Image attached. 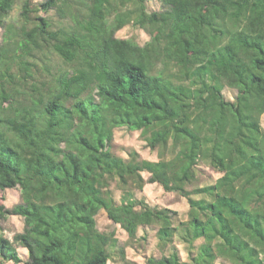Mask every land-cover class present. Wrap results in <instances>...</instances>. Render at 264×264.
Wrapping results in <instances>:
<instances>
[{
	"label": "trees",
	"instance_id": "trees-1",
	"mask_svg": "<svg viewBox=\"0 0 264 264\" xmlns=\"http://www.w3.org/2000/svg\"><path fill=\"white\" fill-rule=\"evenodd\" d=\"M158 1L0 0V231L9 214L25 221L14 241L0 233L1 260L21 261L17 243L25 264H108L104 210L130 238L158 225L173 244L144 264H264V0ZM127 25L149 40L117 36ZM120 126L160 158L114 153ZM201 162L215 182L197 184ZM147 183L186 197L188 219L136 198Z\"/></svg>",
	"mask_w": 264,
	"mask_h": 264
},
{
	"label": "rangeland",
	"instance_id": "rangeland-1",
	"mask_svg": "<svg viewBox=\"0 0 264 264\" xmlns=\"http://www.w3.org/2000/svg\"><path fill=\"white\" fill-rule=\"evenodd\" d=\"M162 9V4L158 0H149L148 10ZM20 5H16L12 12V15L16 17L19 14ZM42 15L56 16L55 10H50L49 13L41 12ZM3 28L0 27V43L3 40ZM117 36L120 37H134L139 43L144 44L150 38L149 34L141 28L127 25L118 31ZM223 93L227 99H234L237 93L236 89L225 87ZM262 123L264 126V115L262 116ZM112 151L117 155L128 158L129 153L132 150H137L142 158L149 160H158L160 158V149H151L146 140L141 136L140 130H133L127 126H120L114 130V138L112 141ZM202 177H199L197 184L204 185L206 183L215 182L221 175V172L215 170L207 163L201 162L200 171ZM199 173V174H200ZM148 178L149 174L144 173ZM112 189L116 199L120 202L122 190L117 187L116 183L112 184ZM3 194L4 198L1 202L8 208H12L15 204L22 200L21 189L19 187L9 188ZM135 196L138 199L146 200L151 206L167 207L177 211V218L179 222L181 220L188 219L189 203L186 197L179 195L175 191H166L159 183H147L143 190L135 191ZM97 226L101 231L109 230L117 237V243L110 245L108 250L111 254V258L108 264H130L129 262H137L144 264L146 259L155 256L161 257L163 253L171 251L173 244H169L166 248L159 244L160 238L158 237V225H145L141 226L136 238H130L126 230H124L119 224L114 223L108 218L106 211L100 210L96 216ZM177 220V221H178ZM2 230L0 233L6 238L14 241L16 234L22 232L25 227L24 217L15 214H9L5 219L1 221ZM198 241L197 243H200ZM174 245L179 249L183 259L188 258L187 244L175 236L173 240ZM18 255L21 258L20 262L14 260H1L2 264H25L28 259V251L20 244L15 243ZM121 251H124L123 253ZM216 264H231L228 261L219 259Z\"/></svg>",
	"mask_w": 264,
	"mask_h": 264
}]
</instances>
